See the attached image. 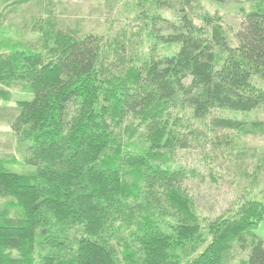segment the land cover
<instances>
[{
    "label": "trees",
    "instance_id": "trees-1",
    "mask_svg": "<svg viewBox=\"0 0 264 264\" xmlns=\"http://www.w3.org/2000/svg\"><path fill=\"white\" fill-rule=\"evenodd\" d=\"M254 1L238 31L220 17L197 22L183 9L168 19L140 4L151 38L140 55L120 40L55 29L51 17L29 27L43 51L0 50V83L25 82L31 96L12 129L36 168L24 176L0 158V198L23 212L0 210V264H226L235 246L247 252L239 264H264V202L202 218L172 158L201 135L222 146L263 125L205 123L217 110L264 106V0ZM161 45L180 47L159 54Z\"/></svg>",
    "mask_w": 264,
    "mask_h": 264
},
{
    "label": "rangeland",
    "instance_id": "rangeland-1",
    "mask_svg": "<svg viewBox=\"0 0 264 264\" xmlns=\"http://www.w3.org/2000/svg\"><path fill=\"white\" fill-rule=\"evenodd\" d=\"M140 4L152 8L153 15L178 19L182 10L197 22L205 15L220 17L223 23L238 31L244 15L255 6L254 0H0L4 34L0 37V50L13 47L43 51L44 36L30 30L33 23L46 22L51 17L55 29H67L80 34L94 33L128 47L129 55H140L151 47L143 23ZM48 22V21H47ZM137 42L138 47L134 46ZM179 45H161L159 54H174ZM142 51V52H141ZM25 82L0 83V158L9 168L24 176L35 175L36 168L25 161L29 142L23 141L12 129V122L20 113L18 102L30 99ZM215 117L231 118L248 123H263L249 134H235L231 144L219 146L212 135H201L192 146L177 149L173 162L186 171L183 187L193 200L197 213L205 219L228 216L238 206L255 199L264 202V106L251 113L214 111L205 123ZM130 126L137 124L130 118ZM139 132H142L141 130ZM130 134H126V138ZM142 136L133 138L141 143ZM135 171L136 169H130ZM131 173V172H130ZM0 210L15 218L23 216L14 198L1 197ZM256 233L264 242V222ZM247 252L235 246L232 258L226 264H239Z\"/></svg>",
    "mask_w": 264,
    "mask_h": 264
}]
</instances>
